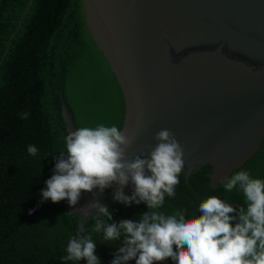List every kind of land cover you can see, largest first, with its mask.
I'll use <instances>...</instances> for the list:
<instances>
[{
  "label": "water",
  "instance_id": "1",
  "mask_svg": "<svg viewBox=\"0 0 264 264\" xmlns=\"http://www.w3.org/2000/svg\"><path fill=\"white\" fill-rule=\"evenodd\" d=\"M55 107L66 135L100 124L132 133L128 160L147 157L168 129L184 148L185 178L207 166L216 186L264 141V0H75ZM117 187L65 200L81 217L77 237L92 203L123 217L137 206L116 201Z\"/></svg>",
  "mask_w": 264,
  "mask_h": 264
},
{
  "label": "trees",
  "instance_id": "2",
  "mask_svg": "<svg viewBox=\"0 0 264 264\" xmlns=\"http://www.w3.org/2000/svg\"><path fill=\"white\" fill-rule=\"evenodd\" d=\"M28 2L0 0V264H73L61 257L81 217L66 210L65 200L41 202V191L65 151L66 133L55 107V64L75 0H32L24 13ZM23 112L29 113L27 119L20 118ZM29 145L37 147L36 156L27 152ZM241 169L264 179V141L235 171ZM210 172V167L197 165L186 179L184 168L175 196L165 194L158 210L166 215L185 210L191 219L211 196L237 209L244 205L241 191L226 192L223 179L213 186ZM147 211L140 203L126 217L112 212L113 220L138 221ZM94 224L90 217L81 235L90 234L101 264H111L122 238L105 241L93 231ZM159 264L175 262L169 258Z\"/></svg>",
  "mask_w": 264,
  "mask_h": 264
},
{
  "label": "clouds",
  "instance_id": "3",
  "mask_svg": "<svg viewBox=\"0 0 264 264\" xmlns=\"http://www.w3.org/2000/svg\"><path fill=\"white\" fill-rule=\"evenodd\" d=\"M28 112L20 114L27 119ZM134 135L117 126L100 124L95 128L80 127L65 137V151L56 159L53 175L45 181L42 201L58 203L67 200L77 205L82 193L103 192L113 184L114 199L122 204H146L138 221L113 220V214L98 201L93 231L105 241H118L120 246L111 264H159L171 258L175 264H264V179L253 178L241 169L221 183L226 192L241 191L244 205L239 209L215 196L203 200L199 216L186 219L185 210L171 215L159 211L165 194L175 196V187L185 168L184 148L168 129L155 134L158 142L148 156L126 157ZM27 152L36 156L34 145ZM131 184V195L124 187ZM236 213V215H230ZM106 218V219H105ZM232 221H238L233 224ZM96 243L90 234L71 236L63 262L86 260L101 264L95 253Z\"/></svg>",
  "mask_w": 264,
  "mask_h": 264
}]
</instances>
